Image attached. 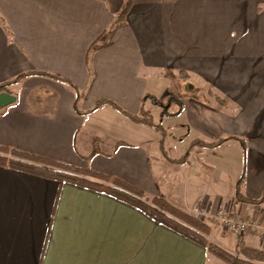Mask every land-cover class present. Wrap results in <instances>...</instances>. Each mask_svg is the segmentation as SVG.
<instances>
[{
	"label": "crops",
	"instance_id": "0c3cea01",
	"mask_svg": "<svg viewBox=\"0 0 264 264\" xmlns=\"http://www.w3.org/2000/svg\"><path fill=\"white\" fill-rule=\"evenodd\" d=\"M124 1L0 0V84L32 70L51 72L81 92L79 110L105 97L135 114L146 73L176 79L183 70L189 77L178 79L188 90L211 94L180 101L186 115L180 127L190 140L186 153L151 154L119 137L104 151L94 133L86 144L77 137L88 117L111 107L81 115L74 92L43 76L0 92V144L118 176L190 214L204 207L209 241L239 236L214 215L221 209L230 217L264 220V206L236 198L239 180L244 198L264 197V0H132L106 44L90 50ZM113 111L118 114L102 118L115 127L143 125ZM223 138L213 147H191L194 140ZM208 150L214 159L206 157ZM242 239L264 249L258 234ZM212 257L205 246L102 191L0 167V264H210Z\"/></svg>",
	"mask_w": 264,
	"mask_h": 264
},
{
	"label": "trees",
	"instance_id": "16d2710c",
	"mask_svg": "<svg viewBox=\"0 0 264 264\" xmlns=\"http://www.w3.org/2000/svg\"><path fill=\"white\" fill-rule=\"evenodd\" d=\"M131 3L132 0L124 1L123 6L115 16L112 24L109 26V28L103 30L100 33V35L91 45L90 50L95 51L102 48L106 44L111 30L124 20ZM28 76L48 77L67 85L74 92V108L79 114L87 115L105 105H108L112 109L127 117L131 122L143 124L154 129L160 135L159 144L163 145L164 139L167 135L166 131L162 127L161 122H155L152 114L145 109L144 98L141 101L139 112L135 114L125 111L115 101L105 97L98 98L95 104L89 110L81 111L76 105V103L82 97V94L78 88L71 81L58 74L40 70H32L19 74L15 78L1 83L0 92L7 90L9 85L18 83L20 80ZM175 76L180 79L189 77L188 74L183 70L175 74ZM197 89L200 90V88H195L193 91ZM220 103H225V100H220ZM226 139L227 138H223L215 142L194 140L191 143V146L199 145L202 147H213L219 145ZM241 145L245 150V144L242 140ZM160 150L164 156H167L165 149L160 148ZM96 152V149L93 150L87 156V158H91ZM184 159L185 156H181L178 158V161H184ZM0 167L47 179H53L62 184L70 183L95 192L102 191L106 195H109L140 210L147 217L158 224H161L177 232L194 243L205 246L211 254L227 264H264V249L245 245L242 239L243 235H239L236 238V245L239 249L234 252L227 251L207 239V235L210 234L212 229L210 225L199 220L192 214L174 206L163 195L148 196L144 190L118 176H112L107 172L95 170L90 167L78 166L62 160L52 159L3 144H0ZM239 183L240 180L236 183L237 201L251 203L256 207H260L261 203H264V197L259 199L244 198L238 191ZM260 211H264V207H262Z\"/></svg>",
	"mask_w": 264,
	"mask_h": 264
},
{
	"label": "rangeland",
	"instance_id": "374dc122",
	"mask_svg": "<svg viewBox=\"0 0 264 264\" xmlns=\"http://www.w3.org/2000/svg\"><path fill=\"white\" fill-rule=\"evenodd\" d=\"M146 77H149V79L143 97L144 107L152 114L154 121H160L162 127L165 129L167 135L164 139L163 145H160L158 142V139H160L159 133L155 132L150 127L140 125L134 127V129H125L119 125H116L115 127L114 124L108 120L105 121L102 117H108L109 114H118L111 108H108L107 111L95 113L94 116L96 117H93L92 119L91 117H88V123L84 128L83 135L81 134L77 138H85L84 142L90 145L91 135H89V133L97 134V136H100V139L103 141L102 144L99 143V147L104 151H110L113 147L115 137H119L128 143L141 144L147 148L151 154L159 153L160 148L165 149V153L171 157L186 153V150L190 147V140L188 138L185 140L186 135L182 132L183 130L180 127L186 120V115L180 113L182 102L185 98L208 100L211 96L210 91L207 89H197L195 91H193V89L188 90L190 85L178 78L156 77L153 74L150 75L148 73H146ZM180 101L182 102L180 103ZM182 137H184V141L180 142L179 140ZM194 157L203 159L204 155L195 154ZM206 157L214 159L216 156L215 153H209L208 150ZM155 176L158 177V175ZM196 178L199 182L203 181L201 176H196ZM226 182L227 181L224 178L221 183L224 190L227 189ZM261 206H264V203H261ZM255 236V238H258L257 235ZM236 238V234L233 233L230 234L228 238L224 236H215L210 242L217 244L227 251L234 252L239 249L236 245ZM254 245L259 247L258 244ZM212 258L214 262L210 264H227L215 256Z\"/></svg>",
	"mask_w": 264,
	"mask_h": 264
},
{
	"label": "built area",
	"instance_id": "2783aa9c",
	"mask_svg": "<svg viewBox=\"0 0 264 264\" xmlns=\"http://www.w3.org/2000/svg\"><path fill=\"white\" fill-rule=\"evenodd\" d=\"M191 214L200 220H204L209 216V211L204 207H193L191 209ZM219 226L226 229H235L240 235L255 233L261 237H264V220L262 222L252 221L247 218H234L227 215L224 210H217L214 215Z\"/></svg>",
	"mask_w": 264,
	"mask_h": 264
}]
</instances>
